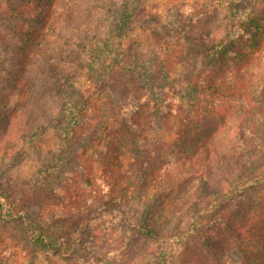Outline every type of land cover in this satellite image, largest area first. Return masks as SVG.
<instances>
[{
    "label": "trees",
    "instance_id": "1",
    "mask_svg": "<svg viewBox=\"0 0 264 264\" xmlns=\"http://www.w3.org/2000/svg\"><path fill=\"white\" fill-rule=\"evenodd\" d=\"M97 1L107 27L82 31L87 59L77 82L66 69L74 55L62 51L71 49H53L52 36L62 23L75 28L84 1L0 0V137L15 136L6 126L14 120L33 125L0 157L33 151L41 162L21 186L19 174L0 170L9 220L40 247L69 252L46 231V203L38 215L22 209L28 193H51L48 183L100 140L116 174L125 164L113 152L124 143L139 206L133 254L121 263H165L163 248L145 245L159 238L178 242L181 264L207 263L195 259L200 244L239 264H264V0H167L162 13L153 0ZM38 72L49 76L40 93Z\"/></svg>",
    "mask_w": 264,
    "mask_h": 264
},
{
    "label": "rangeland",
    "instance_id": "2",
    "mask_svg": "<svg viewBox=\"0 0 264 264\" xmlns=\"http://www.w3.org/2000/svg\"><path fill=\"white\" fill-rule=\"evenodd\" d=\"M83 1L82 6L86 10L77 13L79 18L73 24L75 28L67 27L62 23V26L58 27L60 34L52 36L56 40L52 44L53 49L55 48L59 52L61 44L64 43L68 45V49H71L69 52L62 48V51L64 54L74 55L68 58L70 64L67 62L66 69L77 82L83 81L84 74L80 60L87 59L86 52L81 50L80 46L83 43L82 37L80 38L82 31L92 32L97 30L96 27L99 29L107 27V23H98V17L102 15L103 10L99 5L100 1ZM151 6H155L157 11L162 13L171 5L168 6L167 0H153ZM82 21L86 23H82ZM10 43L13 45L16 41H10ZM14 48L18 50L19 46L14 45ZM8 54L11 56L9 57L10 63L19 66L18 55L15 51L9 50ZM41 66L47 69L46 65L42 64ZM31 74L32 76L37 75L36 78L39 77L36 90L40 93L42 77L46 79L49 76L44 72ZM178 88L176 86V89ZM41 101L44 102L45 99L41 98ZM28 124L32 125V123L14 120L10 125H6L8 131H14L16 134L14 136L8 132L6 136L0 137V156L11 144L15 143L18 146L23 144L22 135L18 132ZM100 143L101 145L96 146L93 150L86 149V151L78 152L77 163L73 164L74 169L72 171L66 169L58 183H53V186L48 183L52 188L51 193L40 199L30 191L24 202V208H22L30 209L29 212L32 213V216L36 213L38 215L39 209L46 203L47 218H44L43 222L50 226L46 231H49L57 243L65 242L64 245L69 252L61 254L40 247L31 239L30 230L29 232L24 231L23 225L9 220L11 206L0 199L2 204L0 206V264H126L124 260L121 263V255L133 254L131 242L136 235L134 225L139 206L135 202L134 190L131 187L133 182L131 171L134 167L131 168L127 164L128 153L126 146L123 147L124 143H117L113 157H120L125 167L116 174L114 172L113 175L111 169L116 170L117 167H113L112 156L108 159L105 157L104 145H108L109 142L100 140ZM40 165V158L37 154H33V151L15 160L0 157V170L5 169L14 175L19 174V179H15V184L19 186L26 177L39 169ZM118 181L122 183V187L117 186ZM44 185L47 186V183ZM48 189L50 188L48 187ZM115 191L122 192L120 201L115 199V195H117ZM42 201L44 204L41 205ZM20 208L19 205L15 206V215L25 211H20ZM162 242L159 238L152 239L148 240L145 245L149 243L159 249H164H162L164 253L161 256L163 259L161 263L165 261L163 264H181L177 258L178 242L174 245L171 244L172 242ZM199 247L201 250H199L200 253L196 252L195 259H202L207 262L206 264H239L235 257L218 251V247L209 249L205 244H200ZM159 263L160 260L157 259L154 264ZM190 264L200 263L190 262Z\"/></svg>",
    "mask_w": 264,
    "mask_h": 264
}]
</instances>
